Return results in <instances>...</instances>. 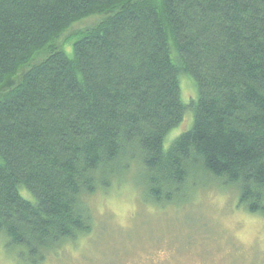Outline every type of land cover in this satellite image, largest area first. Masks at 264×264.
<instances>
[{
    "label": "trees",
    "instance_id": "16d2710c",
    "mask_svg": "<svg viewBox=\"0 0 264 264\" xmlns=\"http://www.w3.org/2000/svg\"><path fill=\"white\" fill-rule=\"evenodd\" d=\"M134 169L149 202L211 177L264 215V0H0L6 249L89 235L85 199Z\"/></svg>",
    "mask_w": 264,
    "mask_h": 264
},
{
    "label": "rangeland",
    "instance_id": "374dc122",
    "mask_svg": "<svg viewBox=\"0 0 264 264\" xmlns=\"http://www.w3.org/2000/svg\"><path fill=\"white\" fill-rule=\"evenodd\" d=\"M97 17L72 27H85ZM73 41L64 47L67 53ZM184 88L187 97L194 94L189 79ZM202 178L185 197L155 203L146 199L134 169L108 192L85 199L92 232L46 253L40 264H264V215L240 207L236 188ZM0 264H26L19 251L6 249L3 235Z\"/></svg>",
    "mask_w": 264,
    "mask_h": 264
}]
</instances>
